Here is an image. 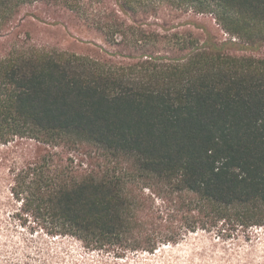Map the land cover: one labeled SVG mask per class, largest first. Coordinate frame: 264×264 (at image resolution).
Here are the masks:
<instances>
[{
    "label": "trees",
    "instance_id": "trees-1",
    "mask_svg": "<svg viewBox=\"0 0 264 264\" xmlns=\"http://www.w3.org/2000/svg\"><path fill=\"white\" fill-rule=\"evenodd\" d=\"M34 4L70 26L22 15ZM167 10L264 43V0H0V150L36 146L15 161L0 152V208L20 227L118 258L264 229V57L162 26ZM28 19L72 41L39 45Z\"/></svg>",
    "mask_w": 264,
    "mask_h": 264
},
{
    "label": "rangeland",
    "instance_id": "rangeland-1",
    "mask_svg": "<svg viewBox=\"0 0 264 264\" xmlns=\"http://www.w3.org/2000/svg\"><path fill=\"white\" fill-rule=\"evenodd\" d=\"M111 5L114 0H107ZM45 5L34 4L24 6L22 15L35 13L47 23L55 21L70 26L68 15L61 14L53 18L46 14ZM159 23L163 26L177 29L192 30L204 37L211 35L215 41L225 43L229 53L238 57H264V43L249 46L239 39L228 35L218 24L214 15L195 14L193 12L164 11ZM154 21V20H153ZM32 39L39 45L54 47L61 46L69 40L67 30L61 25L47 26L37 20L28 19L24 28ZM76 35V29L73 30ZM86 40L87 37L81 36ZM71 40V39H70ZM72 41V40H71ZM96 42L102 43L98 38ZM103 44V43H102ZM72 42L66 46L69 47ZM35 141L18 140L13 147L2 148L11 161L23 159L27 154H33ZM89 150H86V152ZM81 152L70 151L68 156L74 157L79 163L99 165V160H91ZM67 156V155H66ZM7 185L0 184V201L5 202ZM12 209L0 208V264H264V229L252 230L251 239L247 240L244 233L234 232L230 238L200 232L190 235L177 246H165L155 255L133 253L118 258L114 252H87L82 244L72 238L53 240L45 237L40 230L32 232L22 228L10 217Z\"/></svg>",
    "mask_w": 264,
    "mask_h": 264
}]
</instances>
